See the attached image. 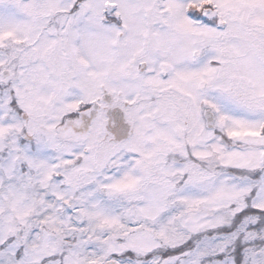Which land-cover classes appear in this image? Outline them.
<instances>
[{"label":"snow or ice","instance_id":"6c2138e0","mask_svg":"<svg viewBox=\"0 0 264 264\" xmlns=\"http://www.w3.org/2000/svg\"><path fill=\"white\" fill-rule=\"evenodd\" d=\"M0 264H264V0H0Z\"/></svg>","mask_w":264,"mask_h":264}]
</instances>
